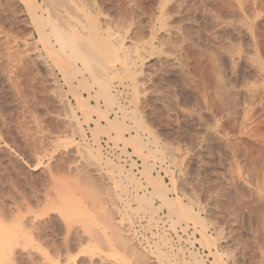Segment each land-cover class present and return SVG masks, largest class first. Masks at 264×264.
<instances>
[{"label":"rangeland","instance_id":"rangeland-1","mask_svg":"<svg viewBox=\"0 0 264 264\" xmlns=\"http://www.w3.org/2000/svg\"><path fill=\"white\" fill-rule=\"evenodd\" d=\"M163 1H168L167 9L173 12L169 30L151 35L150 17L145 16L125 34L126 45L146 46L145 59L139 64L136 76L141 95L136 92L134 81L127 77H114L112 86H127L123 88L126 94L121 105L129 113L135 110L138 94L139 115L149 128L146 132L142 129L140 135L148 143V150H162V154L150 161L151 166L154 165L151 174L163 177L172 189L175 183L170 196L180 195L187 203L189 198L199 203L194 208L206 219L208 233L217 238L218 250L233 256L226 259L227 263L264 264V0ZM127 2L99 0L105 14L100 17L101 21L117 18ZM143 2L149 7L158 4V0ZM177 4H181L182 17H187L185 21L175 13L179 8ZM24 5L22 0H0V215L12 227L21 219L19 224H26L28 228L23 223L21 226L28 234L44 231L39 234L46 244L33 233L36 238L29 242L32 246L27 247L32 251L37 240L44 253L34 249L30 254L26 245H19L15 255L10 257L13 260L7 257L4 264H137L112 238H95L99 235V223L92 227L91 219L87 218L97 235L93 229L89 232L91 227L87 231L83 219L88 214L85 218L82 216V220L66 216L65 211L70 212L71 207L82 208L90 212L97 223V195L104 209L110 210L113 223L137 244L136 247L133 243L137 249L146 253L147 260L143 264H184L185 260L193 264L190 250L198 251V258L204 263L212 264L214 258L209 251L193 239L197 244L194 249L189 237L185 240L193 249L170 250L171 239L174 242L176 236L181 237L178 236L180 230L183 232L180 227L182 224L186 227V223H180L181 226L174 223L176 218L171 219L168 210L160 208L159 198L154 199L153 205L138 209L136 195L151 196L154 190L151 179L143 174V160L134 153L133 147L123 150V143L114 140L113 143L106 135L96 139L89 129L93 124L86 121L81 111L75 114L79 120L73 116L77 100L39 42V33ZM143 41H147L146 44ZM124 65V62L116 64L121 68V77L125 73ZM83 95L89 97L86 91ZM90 102L96 104L94 99ZM100 102L106 106L103 99ZM67 106L70 107L68 112ZM114 109L119 111L117 106ZM129 115L132 117V113ZM127 124L135 125L131 120H127ZM78 126L84 128L85 134ZM103 139L110 140L122 154L133 155L140 161L139 171H135L137 163L133 159L130 166H123L125 171L136 173L134 180L116 167L89 162L93 164L90 167L86 163L84 151L93 149L95 152L96 143ZM156 207L160 208L158 212L153 210ZM60 211L64 212L60 215ZM159 215H164L165 219L160 221ZM33 220L34 225L39 224L37 232L29 225ZM194 224L189 222L188 236L194 232V236L201 238L197 232L200 226L195 229ZM67 231L71 232L70 236ZM90 233L95 235L93 239ZM138 233L150 243H140ZM165 233L170 240L163 237ZM82 237H85L83 241ZM20 246H24L26 252ZM201 255H205L207 262Z\"/></svg>","mask_w":264,"mask_h":264},{"label":"bare ground","instance_id":"bare-ground-1","mask_svg":"<svg viewBox=\"0 0 264 264\" xmlns=\"http://www.w3.org/2000/svg\"><path fill=\"white\" fill-rule=\"evenodd\" d=\"M22 1H23V3H25L24 6L27 10V13H29V15L31 16V21L34 23V25L36 26L37 32L39 33V38H40V40L38 39L39 42H41L43 44L46 53H48L47 56H49V59L52 61V64L61 71L62 75L65 78L66 83L68 84V86L71 89L73 97L75 98V100H77L78 106L76 108L72 109L73 116H76L75 114L77 113V111H81L85 115L84 117H86V121L89 124H91V123L93 124V126L90 125L89 129H90V132L96 137V139H98V137H100L101 135H106L110 140H112V142L114 140L116 143H118V142L123 143L124 144L123 150L124 149L126 150V148L128 146L131 148L133 147V150L135 151L134 153H136L141 158V160H143V165L145 166V170L143 171L144 172L143 174L146 175V177H148L149 179H151V181H152L151 184L153 185L152 189H154V190H153V192H151L152 194L150 193L151 196H147V194H144V195L137 194L136 195V197H138V199H139V201H137V202H139V208L138 207L137 208L138 209H145V205H147V204L153 205L154 199L159 198L162 202L160 208L165 207L168 210L167 212H169L168 216L170 214L171 219L176 218V220H173L174 223H178L179 225H180V223H184V222L186 223V227L183 226V224H182V227H180L183 229V232L185 231L187 233L189 231L188 228L190 227V225H189L190 221L195 223L193 228L196 229L197 225L200 226L201 230H198L197 232L200 233L201 238H197L196 236H194V232H191V234H190V235H193L192 237L190 235L188 236L189 238H191L190 240H191L192 245L195 243L193 241V239H194L195 241L199 242L203 248L208 250L210 256H212L214 258V260L211 261L212 264H228L226 259L227 258L232 259L231 257H233V256L231 254H226L223 252L221 253L218 250L217 238L214 237L213 235H211L210 233H208L209 227H208V223H207L206 219L204 217H202L200 215V212L194 208L196 205H199V203H197L192 198H189L188 199L189 202L187 203L183 199V197L180 195H176L174 197L170 196V193L174 190V188H176L175 183L172 182L174 185L171 183L173 185V189H172L168 186V184H166L164 182L163 177H160V176L157 177V176H153L151 174L152 168H154V165L152 164L153 165V167H152L150 164V161H151V159H153L154 156H156L158 154H162V150L161 149L157 150V148H156V150L155 149L148 150V143L145 142L140 135V131L142 129L143 130L145 129V132L149 130L143 116L141 114H140L141 116L139 115L138 104H137L138 102L136 101V99L138 100L137 95L138 94L141 95V92H140L138 86H136V84H138V80H137L136 76H138V74H139L138 73L139 64L144 62L145 58L143 56H144V50H145L144 48H146V46L145 45L144 46L139 45L140 43H137V44L134 43L131 46L126 45L125 34L129 33L128 31L132 28V26L134 24L141 23L142 18L145 16L150 17L148 29L150 30L151 35L155 36V35H157L158 32H161L165 29L169 30L170 28H167V27L169 26V20H170L173 12L170 11L169 8L167 9L168 1L165 2L163 0H160V1L158 0L157 6L155 5V6L149 7V5L146 6L144 4L145 2H143V0H127L128 1L127 2L128 6L126 5L127 9L125 8L126 6L124 7L126 10L124 8L122 9L124 12L117 15L118 16L117 18H110V19H107L105 21H101V18H100L102 15L105 16V14L102 10V8H104V7L101 8V6H100L103 3L99 5L98 4L99 0L98 1H96V0H22ZM118 1L122 2L123 0H118ZM180 5L181 4L178 5L179 8L177 7L178 9H177V12H175V13L180 14L182 17V13L184 11L181 9ZM168 10L171 12V14ZM106 15H108V14H106ZM185 18H187V17H184V19H183L184 21H185ZM179 35H181V34L179 33ZM146 42L147 41H145L144 43L146 44ZM151 45H152L151 47H153V43ZM172 46H174V45H172ZM35 50H36V48H35ZM31 52H33V51H31ZM119 62L125 63V65L123 66V67H125V69H124L125 73L122 74L123 75L122 77L120 75L121 74V68L116 67V64ZM87 75L92 77V80H89L90 77L87 78L88 77ZM114 77H119V78L127 77L130 79V81H134L135 90H136V92H138V94L136 95L135 101H134L135 110L131 111L130 113L126 111V109L124 108L123 105H121L123 99L121 98V100H120V96L126 94L121 89H123L127 86H125V87L124 86L123 87L112 86V81H113ZM83 91L88 92L89 97H86L85 95H83ZM116 96L117 97L119 96L118 98L120 101H118ZM91 99L96 100V104H92V102H90ZM101 99H103L105 104H106V106H104L105 108L101 105V102H100ZM66 104H69V103H66ZM116 106L118 107V110L122 113V116L120 115L119 111L114 109V107H116ZM68 108H70V107L67 106V112H68ZM131 113H132V117L129 115ZM112 114H114V116H112ZM95 116H98V119H95ZM76 118H77V116H76ZM74 119H75V117H74ZM78 120H76V121H78ZM127 120H131V122H134L135 125L133 127L129 126L127 124ZM87 122H86V124H88ZM76 123L80 124L81 122L80 123L76 122ZM79 128L81 129V126ZM80 132L85 134L84 128L81 129ZM77 133H75V134L78 135ZM149 134H150V132H149ZM128 135H130V136H128ZM155 136H154V138H155ZM73 141H75V140L73 139ZM70 144H72V142H70ZM96 146H98V149H96L95 152L93 151V149H86L84 151V156L88 160V162H86V163H89V162L93 163V164L94 163H96V164H102L103 163L107 166H113V167H116L118 169V171L121 174H124L128 179H131V180L135 179L136 173L131 172L132 170H129V169H128V171H125L124 170L125 168H123L124 164L121 165L120 161H118V163L115 162L114 161L115 159H111V157H109L108 154H106L104 152L101 141L96 143ZM155 146H157V145H154V147ZM117 159H119V158H117ZM154 159H157V158H154ZM158 159H160V158L158 157ZM172 159H174L173 162L175 163L176 159L174 158V156L172 157ZM164 160H165V158H164ZM164 160L162 159V162ZM133 162H135V161L133 160ZM90 163H89V165H90ZM93 164H91V165H93ZM91 165H90V167H91ZM105 179H107V178H105ZM128 179H126V180H128ZM108 182H109V179H108ZM97 190H100V189L97 188ZM97 190L95 192V195L97 194ZM135 192L137 193L138 190H136ZM91 196H92V194H91ZM44 197L45 196H43V198ZM97 197H99V198H97ZM97 197H96V199H98L97 200L98 204H97V202L95 204V205H98V207H99V209H97V214H96L97 220L99 221V222L97 221V223H96V219L94 218V216H91L92 214L90 212L87 213V211L83 210L82 208L81 209L78 208L76 210L74 207H71L70 212H69V209L66 211L64 209H62V210H64L67 213V214L64 213V214H66L67 217H68V215H70L68 218L74 219V220H77L78 217L80 219L81 218L83 219V217L84 216L86 217L88 214L89 217L87 216L86 218L84 217L85 219H83V220H85L83 225L86 223V227H88L87 231H89L91 226L94 227L93 225L97 224V226H98V223L100 226L98 236H95V235H97V233H96L97 231H95V229H93L92 227L89 231V232H91L93 230L95 231V233H96L94 235L95 238L96 237L97 238L102 237L105 240H106V238H112L119 245L120 250L124 251V254L126 253V254L130 255V258L131 257L134 258L133 260L136 261L137 264L145 263V261L147 260L146 256H145L146 253L144 255V253H142L143 250L140 251L139 249H137L136 248L137 244L135 245V242H132L131 240H129V238H127L122 233L123 231L121 232V230H120L121 228H119L120 226L118 227V225H116L117 223H113L112 217L109 214L110 210L107 207H106V209H104L105 206H103L104 204H102L100 202L101 201L100 196L97 195ZM115 197H116V195H115ZM115 200H116V198H115ZM117 200H119V199H117ZM49 203L51 204L52 201ZM36 205H38V204H36ZM51 205H53V204H51ZM46 207H45V209L47 210ZM54 208H56V206ZM160 208L156 207L155 209L153 208V210H154V212H158ZM48 209H50V208H48ZM59 209L60 208L57 207V210H59ZM72 209H75V210H72ZM107 209L109 210L108 212H107ZM55 211H56V209H55ZM63 212L60 211L59 214L61 215V213H63ZM35 214H37V212ZM89 214H91V215H89ZM149 214H150V212H149ZM45 215L46 214H44L43 216L45 217ZM11 217H13V216H11ZM14 217H16V215ZM4 218L5 217H3V216L1 217V215H0V264H4V262H7V261H4L7 257L9 259H12L10 257H13L15 255V252H16L15 248L17 246H19V245H24V246L26 245L25 247H27L28 245L32 246L29 244V242H34V240L36 238L35 236H38L37 239L39 240V238L41 237L40 234L44 232V231L41 232L39 230L40 234H39V232L35 233V231H33V232L31 231V232H29L31 234H28L27 229H26L27 232L24 229L26 224L21 222L24 224V227L21 226L22 225L21 223L19 224V221L21 220L20 218H19L20 219L19 221L18 220L15 221L18 224L16 227H12V226L8 225L9 223L6 220H4ZM39 218L41 219V216ZM87 218H89V220L91 219V222H92L91 226H89L90 223H88L89 220ZM62 219H64V218H62ZM80 219H78V220H80ZM148 219H150V218H148ZM164 219H165L164 215L162 217L159 215L160 221H162ZM10 220H12V219H10ZM66 220H68V219H66ZM86 220H88V221H86ZM33 221H34V223L29 224V225H30V227L35 228V230H36V228L39 227V226L37 227V225H39V224L36 223L37 225H34L35 220H33ZM71 221H69V222L72 223ZM119 221H121V220H119ZM24 222H26V221H24ZM38 222H39V220H38ZM14 224L12 222V225H14ZM120 224L121 223H119V225ZM158 226H157V228H158ZM161 226H160V228H161ZM42 227H43V225H41V228ZM173 227H175V226H173ZM25 228H28V227H25ZM32 228H30V230H32ZM84 229H85V226H84ZM80 230H82V229H80ZM37 231L38 230H36V232ZM175 231H176V229H175ZM175 231H174V233L177 232V231L176 232ZM33 233H35L37 235H35ZM67 233L69 234L71 232L67 231ZM81 233H82V231H81ZM83 234H84V232H83ZM217 234L219 235L220 233L217 232ZM69 236H70V234H69ZM94 236L91 234L90 238L92 237V239H93ZM166 236L167 235L165 233V235L163 237L165 238ZM178 236H179V233H178ZM128 237H129V235H128ZM181 237L179 236L180 239H181ZM84 238L82 237V241L84 240ZM130 238H131V236H130ZM41 239L43 240V238L42 237L40 238V242L45 243V241H42ZM98 239H100V238H98ZM103 239H101V240L104 241ZM165 239H164V243L166 244L167 241L170 239L167 238L168 239V240L166 239L167 241ZM86 240L87 239H85V241ZM101 240H99V242ZM36 241H35L36 245H35L34 249L40 250L41 244L38 245L39 243L37 244ZM171 241H172L171 244H169L170 250L174 251L176 248L174 247L173 239H171ZM53 242H54V240H53ZM78 242H80V238H79ZM88 243H90V242L88 241ZM133 243L136 247L133 245ZM70 244H71V242H70ZM81 244H82V242H81ZM24 246H20V247H22L23 250L25 251ZM101 246H103V245H101ZM64 247L66 248V246H64ZM116 247H117V245H116ZM94 248H96V247H94ZM108 248H110V247H108ZM34 249L32 247V251ZM54 249H55V247H54ZM181 249L182 248L177 247L178 251ZM28 250H29V248L27 247L26 251H28ZM65 250L67 252V249H65ZM96 250H98V248ZM32 251L29 250L30 254ZM91 251H89V252H91ZM38 252L44 253L42 250H40ZM144 252H145V250H144ZM158 252L160 253V251H158ZM81 253H83V252H81ZM198 253H199L198 251H193V250L191 251L190 250V255L192 256L191 258H193V261H194L192 263L193 264H208V263H204V261H202V260H200V258H198L199 257ZM202 253H206V252L203 251ZM30 254L28 253L27 256H29ZM36 254H37V251H36ZM67 254H68V252H67ZM209 254H206V256L208 257ZM71 255L72 254H70L69 256H71ZM38 256L41 257V255H38ZM43 256H44V254H43ZM44 257H46V256H44ZM52 257H53V255H52ZM52 257H51V259H52ZM65 257H67V255H65ZM200 257L203 260H205L204 259L205 255H204V257H203V255H201ZM48 258H50V256ZM67 258L69 259V257H67ZM76 258H77V256H76ZM44 259L46 260L47 258H44ZM119 259H120V257H119ZM50 261H52V260H50ZM156 262L158 263V261H156ZM184 262L187 264V260H185ZM188 262H190V261H188ZM47 263L50 264V262H47ZM56 263H57V261H56ZM133 263H135V262H133ZM51 264H52V262H51ZM147 264H149V263H147Z\"/></svg>","mask_w":264,"mask_h":264},{"label":"built area","instance_id":"built-area-1","mask_svg":"<svg viewBox=\"0 0 264 264\" xmlns=\"http://www.w3.org/2000/svg\"><path fill=\"white\" fill-rule=\"evenodd\" d=\"M121 90L124 91V89H121ZM124 96H125V94L121 95L120 98L123 99ZM101 144L103 146L104 152L106 154H108L109 157L116 159V161H120L122 164H125L126 166H130V163L132 162V159H133L136 161V163L138 165L137 168H135V171H139V169L141 168L140 161L137 158H135L133 155H132V157H130L129 155L122 154V152L119 149L115 148L113 146V144L106 139H103L101 141ZM117 158H119V159H117ZM179 234L182 236L183 239L181 242V241H179L177 236L174 238L175 241L173 242V244H174V247L176 248V250H177V247H179V248L182 247L184 250L185 249L188 250V248H193L192 245L185 240L188 237V232L185 233V231L182 232L180 230ZM137 238H138V240L141 241V243L143 245H148L150 243V242L149 243L147 242V239L143 238V235H141V233H138ZM194 248H197V244H194Z\"/></svg>","mask_w":264,"mask_h":264}]
</instances>
